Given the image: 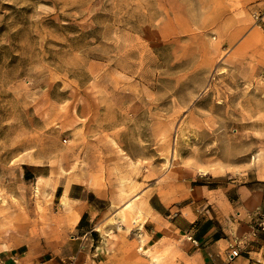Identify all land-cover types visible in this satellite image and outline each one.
<instances>
[{"label":"rangeland","instance_id":"374dc122","mask_svg":"<svg viewBox=\"0 0 264 264\" xmlns=\"http://www.w3.org/2000/svg\"><path fill=\"white\" fill-rule=\"evenodd\" d=\"M261 160L264 0H0V264L78 234L74 184L109 193L91 237L121 264L173 261L144 222L190 219L194 186Z\"/></svg>","mask_w":264,"mask_h":264},{"label":"crops","instance_id":"0c3cea01","mask_svg":"<svg viewBox=\"0 0 264 264\" xmlns=\"http://www.w3.org/2000/svg\"><path fill=\"white\" fill-rule=\"evenodd\" d=\"M260 164H255L257 169L253 170V177L246 182L230 181L227 187L194 186L197 201L190 219L171 212V228L157 221H145L137 233L145 242L143 252H152L149 249L157 243L161 250L164 249V236L170 230L176 237L178 256L165 264H264V162ZM65 192L66 198L79 207L74 214L77 218L73 224L78 234L71 236L56 254L30 262L97 264L94 256H100L98 264L124 262V256L118 250L108 252L111 245L119 248V243L107 240V244L102 246L100 239L94 241L91 237L94 232L93 220L104 213L97 207V202L109 201V193L101 191L96 194L77 184L70 185ZM159 205L164 209L161 203ZM160 216L163 215L160 213ZM232 250L239 253L230 258ZM40 251L43 252V248ZM16 260L21 263L18 258Z\"/></svg>","mask_w":264,"mask_h":264},{"label":"built area","instance_id":"2783aa9c","mask_svg":"<svg viewBox=\"0 0 264 264\" xmlns=\"http://www.w3.org/2000/svg\"><path fill=\"white\" fill-rule=\"evenodd\" d=\"M238 251L237 250H232L231 252H230V254H229V256H230V258L231 257H235V256H237L238 255Z\"/></svg>","mask_w":264,"mask_h":264}]
</instances>
